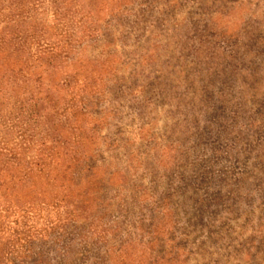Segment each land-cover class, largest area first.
<instances>
[{
  "label": "rangeland",
  "instance_id": "1",
  "mask_svg": "<svg viewBox=\"0 0 264 264\" xmlns=\"http://www.w3.org/2000/svg\"><path fill=\"white\" fill-rule=\"evenodd\" d=\"M0 264H264V0H0Z\"/></svg>",
  "mask_w": 264,
  "mask_h": 264
},
{
  "label": "trees",
  "instance_id": "2",
  "mask_svg": "<svg viewBox=\"0 0 264 264\" xmlns=\"http://www.w3.org/2000/svg\"><path fill=\"white\" fill-rule=\"evenodd\" d=\"M23 109V107H21V110ZM21 113H23V111L22 112H20L19 114H18V117L17 118H15L14 120H13V122H15L16 123V126H18V127H20V126H22L23 127V125H22V121L20 120V114ZM15 126V127H16Z\"/></svg>",
  "mask_w": 264,
  "mask_h": 264
}]
</instances>
